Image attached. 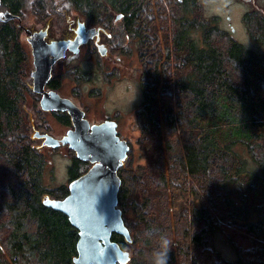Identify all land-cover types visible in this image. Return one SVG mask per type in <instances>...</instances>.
I'll return each instance as SVG.
<instances>
[{
  "label": "trees",
  "instance_id": "1",
  "mask_svg": "<svg viewBox=\"0 0 264 264\" xmlns=\"http://www.w3.org/2000/svg\"><path fill=\"white\" fill-rule=\"evenodd\" d=\"M253 1L243 20L251 38L264 45V0ZM56 3L0 0V8L15 15L0 20V264H75L78 254V229L45 202L66 197L69 187L44 183L47 160L33 144L24 105L27 92L35 91L29 81L32 50L22 41L26 26L20 19L31 7L49 17L64 6L107 36L116 30L136 42L142 62L144 100L136 118L148 160L135 171L126 162L119 169V207L132 241L113 234L130 250L126 264H154L164 238L167 264H184L190 254L199 264L264 262V51L235 39L220 26L219 15L208 18L202 43L197 41L183 22L201 14L203 0ZM213 53L233 88L197 70L191 59ZM50 85L58 83L52 79ZM59 118L71 124L67 111ZM73 151L69 181L92 164ZM192 183L204 194L173 209V189L187 193ZM219 233L233 247L234 259L216 248ZM199 234L205 244L192 241Z\"/></svg>",
  "mask_w": 264,
  "mask_h": 264
},
{
  "label": "rangeland",
  "instance_id": "2",
  "mask_svg": "<svg viewBox=\"0 0 264 264\" xmlns=\"http://www.w3.org/2000/svg\"><path fill=\"white\" fill-rule=\"evenodd\" d=\"M54 1L59 2V0ZM260 1L257 0V2ZM254 3L253 0H203L201 14L183 22V26L191 29L192 36L202 43V27L208 23V18L219 15L220 26L224 30L230 32L235 39L254 49V51L263 52L264 45L251 38L243 20V15ZM70 8L64 6V9L59 8L56 14L47 17L43 12L34 13V8L31 7L28 8V12L20 21L26 28L32 30H39L48 26V40L73 37L78 20L84 18H81L77 11ZM0 10L4 9L0 8ZM27 35L28 33L23 30L21 38L31 51V44L27 40ZM115 35H118L116 30ZM115 35L107 36L106 33H102V40L107 41L109 49L108 53L104 55L94 50L97 46L91 40L86 45L82 43L77 53L79 55L75 53L71 58L65 56L58 59L53 68V76L58 83L56 88L61 96L73 99L76 104L85 109L86 117L91 123L106 119H115L119 122L118 133L130 143L126 164H128V168L135 171L148 160L139 143L141 129L136 118V108L144 100L140 79L142 62L136 42L131 43L128 38L122 39L119 35L117 37ZM110 45L112 46L110 47ZM191 59L195 62L197 70L209 78L220 79L223 84L233 88L231 83L223 77L221 61L217 53L192 57ZM30 64L31 69H33L32 56ZM29 81L32 85V78ZM24 105L27 109L25 114L27 112V115L31 116L28 131L34 138L33 144L40 146L47 160L44 170V183L53 189L65 185L68 187L70 182L69 166L72 162L71 151L73 150L69 148L68 144H61L57 147L42 145V138L34 137L33 134L35 130H39L61 138L69 128L73 127L72 123H64L59 118L65 111L42 109L40 93L35 92L32 95L27 92ZM56 112L61 113L57 114ZM242 150L243 148H241ZM173 191L177 194L178 202L176 204L172 198V207L173 209L174 207L177 208L178 211L180 205H184L188 198L192 199L194 196L204 194V191L197 188L194 183L189 186L188 192L190 194L182 192L179 187ZM170 194L172 195L171 191ZM180 194L182 196L179 197ZM188 214L187 218L192 220L193 218ZM192 241L198 244L206 242L201 234L193 238ZM215 246L226 258H235L233 247L222 233L217 235ZM255 263L264 264L258 260H255ZM184 264H199V262L194 260V255L190 254Z\"/></svg>",
  "mask_w": 264,
  "mask_h": 264
},
{
  "label": "water",
  "instance_id": "3",
  "mask_svg": "<svg viewBox=\"0 0 264 264\" xmlns=\"http://www.w3.org/2000/svg\"><path fill=\"white\" fill-rule=\"evenodd\" d=\"M121 16L117 15L116 19ZM14 17L10 12L0 10V20ZM25 31L33 54L32 86L41 94L42 109L67 111L73 125L61 138L39 130H35L33 136L43 138L42 145L57 147L68 144L79 159L92 163L86 172L69 182L66 197H48L45 202L66 213L79 231L75 264H126L131 258L130 250L122 248L113 239V234H122L132 241L119 207L122 183L119 169L129 156L130 143L118 133L117 120L91 123L86 110L73 99L61 96L54 89H46L53 64L66 55L67 49L78 53L82 43L95 38L100 54L107 53L106 43L100 42L101 28L87 27L84 21L78 20L75 36L52 40H47L48 26L39 30L25 28Z\"/></svg>",
  "mask_w": 264,
  "mask_h": 264
},
{
  "label": "flooded vegetation",
  "instance_id": "4",
  "mask_svg": "<svg viewBox=\"0 0 264 264\" xmlns=\"http://www.w3.org/2000/svg\"><path fill=\"white\" fill-rule=\"evenodd\" d=\"M87 27H91V26H90V25H87ZM100 33H101V39H100V42H105L106 45H107V47H108L107 41H103V40H102V33H105V31H101ZM74 35H75V34H74ZM74 35H73V36H74ZM67 38H70V37H67ZM47 40H48V39H47ZM50 40H52V39H50ZM90 40L96 45L95 38H91ZM90 40H89V41H90ZM89 41H88V42H89ZM88 42L85 43V44H83V45L88 44ZM29 43H30V42H29ZM81 46H82V45H81ZM96 46H97V45H96ZM111 46H112V45H110V47H111ZM97 49H98V46H97ZM31 50H32V47H31ZM108 50H109V49H108ZM107 53H108V51H107ZM71 54H72V55H71ZM74 54H75L74 51L67 49V51H66V55H65V56L71 58ZM76 55H79V54L76 53ZM65 56H64V57H65ZM32 58H33V54H32ZM57 61H58V60H57ZM57 61H56V62H57ZM56 62H55V63H56ZM55 63L53 64V68H54ZM33 65H34V62H33ZM53 68H52V75H51V77H50V79H49V81H48V83H47V85H46V89H47V90L54 89V90H56L57 92H59L58 89H57L56 87H52V86L50 85V80L54 79V76H53ZM33 69H34V68H33ZM33 69H32V70H33ZM59 93H60V92H59ZM40 97H41V94H40ZM52 111H55V110H52ZM70 119H71V118H70ZM71 123H72V122H71ZM118 124H119V122H118ZM40 132H41V133H44V132H42V131H40ZM118 132H119V131H118ZM55 137H56V136H55ZM42 141H43V138H42ZM60 145H61V144H60ZM60 145H59V146H60Z\"/></svg>",
  "mask_w": 264,
  "mask_h": 264
},
{
  "label": "clouds",
  "instance_id": "5",
  "mask_svg": "<svg viewBox=\"0 0 264 264\" xmlns=\"http://www.w3.org/2000/svg\"><path fill=\"white\" fill-rule=\"evenodd\" d=\"M168 244L169 241L167 240V238H164L160 250H157L153 253L154 264H167Z\"/></svg>",
  "mask_w": 264,
  "mask_h": 264
}]
</instances>
